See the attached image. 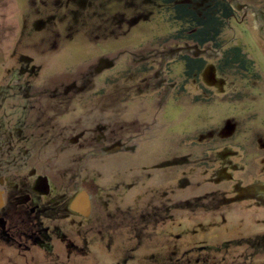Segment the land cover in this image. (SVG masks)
<instances>
[{"label": "rangeland", "instance_id": "374dc122", "mask_svg": "<svg viewBox=\"0 0 264 264\" xmlns=\"http://www.w3.org/2000/svg\"><path fill=\"white\" fill-rule=\"evenodd\" d=\"M256 1L232 0L250 6H236L241 19L228 20L216 48L177 38L161 0H0V130L38 139L53 129L66 151L39 160L59 169L66 161V185L107 190L122 211L103 216L119 225L108 240L93 239L66 264H264V15L251 22ZM231 46L247 60L227 53L231 65L213 66V80L210 65ZM185 57L205 60L189 70L199 79L183 75ZM245 66L244 77L230 74ZM62 111L55 120L66 130L54 131L49 117ZM227 147L245 163L236 180L217 163ZM31 255L0 245V264H49Z\"/></svg>", "mask_w": 264, "mask_h": 264}, {"label": "flooded vegetation", "instance_id": "af4514ba", "mask_svg": "<svg viewBox=\"0 0 264 264\" xmlns=\"http://www.w3.org/2000/svg\"><path fill=\"white\" fill-rule=\"evenodd\" d=\"M180 1L191 4V6L197 10L201 8L203 3L206 4L207 2V0ZM225 1L231 7L232 12L225 18L223 26L227 24L231 17H236V15L238 19H241L236 6H238V8H248L250 6V3L247 2L233 3L232 0L231 2L230 0ZM256 2L261 3L262 7H255L252 9L251 15L253 19L251 22L253 21L255 24H259V21L255 17L259 16L260 18L264 15V0H257ZM263 19L264 16L261 19L262 22L264 21ZM261 24L264 25V22ZM221 33L218 37L217 44L214 41L198 42L185 37L183 39L198 44L211 42L214 47L220 48L223 42ZM176 36L177 38L183 37L178 33V30ZM236 48L239 50L236 51ZM227 53H231L233 56H239L241 54L243 57L242 60H247L238 46H231L221 52L215 65H210L212 77L215 73L213 72V66H216V68L223 66L225 68V66H228L230 55L228 54L227 58ZM185 58L187 59V64L183 71V75L185 74L188 78L193 79L196 77V79H199L200 73L189 75V70L198 68L199 71L205 60L202 57ZM30 62L29 65H34L33 61ZM251 64L252 62L249 66H251ZM218 69L221 70V72L224 71V73H227L221 68ZM245 69H247V66L239 70V73L242 75L234 72L230 74L242 78L247 73ZM213 80H215V78ZM66 87V84H64L65 89ZM45 103L50 105L51 101H45L44 105ZM62 106L61 108L67 112L66 104ZM66 112H60L62 113L60 117L57 116L59 113H54L52 116L49 115L50 117L48 116L55 127L54 131L58 129L62 131L66 130V125H64L63 122L58 123L56 121L66 116ZM51 122L49 126L52 129ZM32 124H35V127L42 128L45 122L43 120L36 121V119H34ZM2 130H0V245H6V247H10L17 252H31L33 254L31 256H35L36 260L45 259L49 264H66V260L74 262L81 255V251L87 247L86 244L93 241V239L97 241L98 237L106 234L105 238L108 240V232L119 225L118 223L112 225L106 223L107 221L103 219V216L109 219L112 213H114L113 216H118V213H122L117 206V202L111 198L110 193H106L107 190H104L102 194L98 189L94 192H90L83 184H78L75 188H70L69 185H66V161L63 163L65 167L59 169L58 166L55 167L54 159L48 160V162H46L45 159L44 161L40 159L41 162L39 160V156L41 155V157H43V153L50 151V149H54L55 152L66 151V144H60V140L55 139L52 135L53 129L51 132L47 131L46 135L43 134L44 136L41 134L38 139H35L33 134V138H30L29 134L23 135L20 131ZM224 149V158L220 161L218 160L217 163L223 167L226 165L225 173H227L228 170H232L230 173L232 174L231 177L236 180L235 176H233L236 174L235 171L238 170L239 172L240 168H243L245 163H234L231 156L234 152L239 153L240 150L234 148L229 149L228 147ZM207 152L209 151L207 150ZM259 162H264V159ZM231 167L233 169H231ZM260 169L264 171V165ZM257 178L261 180L260 183L262 185H260V193L264 195V178ZM229 180H231V178ZM238 180L242 179L238 178ZM237 183L240 184V181H237ZM132 186L133 184L129 186V189H131ZM180 187L181 186H178L176 191H180ZM98 188H100V190L103 189V185H99ZM218 194L225 195L223 192ZM79 195H86V207L82 205V203H79ZM100 239L102 238L100 237ZM54 240L57 242L56 247H54ZM35 247H37V249ZM42 252L46 253L43 255ZM120 253L121 251H117V254L111 252L107 254L106 257L107 259L112 256L119 257ZM148 256L151 258V254ZM125 257H127V255ZM143 257L142 259H147V256L144 255ZM175 259L178 260L176 257Z\"/></svg>", "mask_w": 264, "mask_h": 264}, {"label": "trees", "instance_id": "16d2710c", "mask_svg": "<svg viewBox=\"0 0 264 264\" xmlns=\"http://www.w3.org/2000/svg\"><path fill=\"white\" fill-rule=\"evenodd\" d=\"M161 2L170 6L171 19L179 24L178 33L198 42L214 41L217 44L224 20L232 12L225 0H207L198 10L180 0H161ZM192 262L197 264L196 260ZM178 263L174 257L167 264Z\"/></svg>", "mask_w": 264, "mask_h": 264}, {"label": "water", "instance_id": "95a60500", "mask_svg": "<svg viewBox=\"0 0 264 264\" xmlns=\"http://www.w3.org/2000/svg\"><path fill=\"white\" fill-rule=\"evenodd\" d=\"M78 201H79V203H82V205H84L86 207V205H85V203H86V195H79L78 196Z\"/></svg>", "mask_w": 264, "mask_h": 264}]
</instances>
